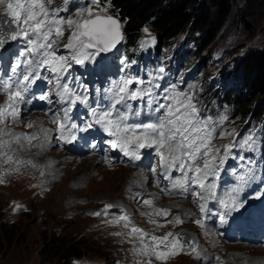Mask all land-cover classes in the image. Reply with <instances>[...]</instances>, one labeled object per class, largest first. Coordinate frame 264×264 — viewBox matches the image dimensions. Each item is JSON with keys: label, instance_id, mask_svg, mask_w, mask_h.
Listing matches in <instances>:
<instances>
[{"label": "rangeland", "instance_id": "rangeland-1", "mask_svg": "<svg viewBox=\"0 0 264 264\" xmlns=\"http://www.w3.org/2000/svg\"><path fill=\"white\" fill-rule=\"evenodd\" d=\"M35 1L39 12L31 9ZM211 2L196 0L192 10L193 14L198 8L209 11L203 25L207 32L216 26L219 16ZM26 3L29 5L24 6ZM7 7L18 22L11 52H0V264H255L251 259L264 256L261 246H224L218 241V230H212L213 223H201L205 213L213 212L212 206L221 208L217 192H227L225 212L229 217L234 215V206H230L234 198L235 210L241 207L238 202L252 208L257 196L264 204V141L260 140L264 115L256 121L251 111L241 113L247 103L257 111L264 98L260 94L247 98L240 93L239 106H234L227 95L221 105L213 96L216 88L221 95L228 91L232 69L239 61L252 49L264 48V0H235L209 41L206 38L198 51L190 43L191 54L183 56L171 75L163 70L170 59L164 47L157 54L160 63L144 74L131 71V62L122 55L125 46L106 56L86 47L93 43L81 33L88 19L97 14L116 17L99 0H0V12ZM190 28L184 31L190 32ZM184 31L173 40L175 43L183 40ZM193 32L198 40L199 32ZM134 48L154 53L155 32L143 26ZM62 88L67 104L59 111L54 100ZM190 88L200 97L207 94L201 99L204 105L210 104L199 105L198 95L194 114L190 105L178 122L172 123L170 118V123L163 121L169 117L171 105L185 107L186 101L180 98ZM24 94L36 102L47 97L50 104L34 108L33 103V110L22 112L18 105L25 103L18 98ZM70 107L81 117L87 112L92 121H98L95 111L101 114L104 122L97 128L108 138L104 154L88 153L91 156L84 159L75 155L68 163L62 161L65 152L54 147L61 131L57 137L52 125L58 123L60 128L65 121L70 122L72 129L67 136L91 129L88 126L80 131L81 123L69 120ZM153 111L152 118L159 116L158 121H163L157 134L152 132L157 131V122L140 117ZM129 121V125L146 121L153 129L140 126L132 138L125 130ZM49 132L52 144L46 139ZM172 132L188 138L199 156L211 147L214 172L226 171L223 177L213 179L216 174L211 176V164L205 160L211 151L204 155L199 170L196 161L187 164V178L191 172L198 181L207 180L198 183L201 187L215 189H205L196 204L177 192L169 194V190L160 189V179L155 178L161 164L158 155H147L152 156L149 159L142 154L147 146L140 138L146 137L153 146L161 135L168 142L178 138ZM39 137L41 143L44 138L48 141L47 150L39 141L31 144ZM248 140L250 152L246 153L244 143ZM119 142L128 144L124 150L136 153L129 155L121 149V157L116 159L111 149ZM19 154L30 158L22 159ZM106 154L120 162L103 158ZM178 154L184 167V153L180 149ZM129 158H133L132 168L124 161ZM238 184L247 188L241 191L245 195L240 201L233 197L234 185ZM172 194L177 195L164 196ZM197 209L203 213L198 214ZM182 232L192 233L181 236L187 243L192 242L193 235L198 239L194 254L176 241L175 235ZM67 245L73 246L64 251ZM59 249L79 256H58Z\"/></svg>", "mask_w": 264, "mask_h": 264}, {"label": "trees", "instance_id": "trees-1", "mask_svg": "<svg viewBox=\"0 0 264 264\" xmlns=\"http://www.w3.org/2000/svg\"><path fill=\"white\" fill-rule=\"evenodd\" d=\"M108 5V8L114 12L118 18L122 31L124 33L123 46H125L124 56L130 58L135 53V44L138 38V33L143 26H148L155 32L156 36V51L158 52L160 47L170 48L173 42V48L170 52V59L168 66H171V61L177 60L183 61L186 55L191 54L192 48L190 43H193L199 50L200 45L206 38L215 31L217 24L221 22V19H225L228 14L232 3L235 0H212L211 5L217 6L219 10V16L216 20V26L211 29V32L205 31L203 25L207 21V10L204 12L201 8L196 10L193 14L194 3L196 0H99ZM195 24V25H192ZM189 25V26H188ZM190 25L192 28H190ZM189 27L190 32L184 31ZM194 30L199 32L200 38L196 40ZM185 32L183 40L179 43H175L173 40L179 33ZM193 40H196L195 42ZM205 46V45H204ZM196 51V52H197ZM195 52V53H196ZM152 56L149 57L151 59ZM198 60L197 63H200ZM200 65V64H199ZM232 85L229 86L228 91L221 95L217 90H214L213 96H215L217 104L223 102L224 95L229 96L228 101L233 102L236 106L240 102V93L247 98L252 94H260L264 98V48L252 49L245 59L239 61L232 69L231 72ZM217 92V93H216ZM249 101V99H246ZM241 105V104H240ZM262 105V106H261ZM260 105V108L256 111L255 108L249 106V103L245 104L241 109V113L251 111L252 117L259 120L264 115V103ZM239 106V105H238ZM264 129V128H263ZM194 240V239H193ZM192 240V241H193ZM59 245H57L58 247ZM73 245H67L64 251ZM62 249L57 251L58 256L78 257L77 253L65 254Z\"/></svg>", "mask_w": 264, "mask_h": 264}, {"label": "bare ground", "instance_id": "bare-ground-1", "mask_svg": "<svg viewBox=\"0 0 264 264\" xmlns=\"http://www.w3.org/2000/svg\"><path fill=\"white\" fill-rule=\"evenodd\" d=\"M84 32H86L87 34L92 33L91 30H90V28L88 26L86 27V30ZM88 37L92 38V35H89ZM165 119L168 120L169 117L164 118L163 121ZM154 120L158 124V129H157L156 132H154V130L152 132L155 133V134H157L161 130V127H162L161 124H162L163 121H158L156 118H154ZM140 126H150L152 128V126L148 122H145V121L140 122L137 125H129L127 123L125 125V130L128 131L127 135L129 137H132L133 138L135 132H137L139 130V127ZM71 129H72V125L70 123H67V126H66L64 132H69ZM113 133H114V136H115V132H113ZM172 133L178 135V138L175 137L172 142H168V141L164 140L163 139V135H161V137L159 138L158 144L157 145L150 146L149 149H148V155H151L152 153H156L158 155V157H159V161L158 162L161 163L159 165V172L156 173V176H155V178H159L160 181L158 182L156 179L155 180L157 181L160 189H162L164 191L165 190L167 191L169 189V187H170L171 193L172 192L173 193L174 192H177V194L179 196L186 197V198H188V200L190 202H193V204H196L198 202L199 197L201 196L202 192L205 189H209L210 188L212 190H215V189L209 187V185H205V186L201 187L200 184L201 183L203 184V182H207V180L198 181L196 179V177L193 175V179H194L193 183H196V184H190L191 186L188 185L189 195H187L188 194L187 193V188L185 186V184L187 183V180H188L187 174L185 172V170L187 168V164L194 163L196 161L195 162V168L197 170H199L200 164L204 161V156L199 157L197 154H195L193 152L192 146L188 142V140L186 139L185 136H183V135H181L179 133H176V132H172ZM30 134H32V131H31ZM54 135H55V133H54ZM77 138H78L77 135H73V138L71 140L74 141ZM142 138H144L146 140V137H142ZM48 140H50V144H52V142H51L52 141V138H51L50 134L48 136ZM38 141H39V143H38ZM44 141H45V138H44V140H42V143H41L40 137L38 139H34L33 138V142H31V140H29V142H31V144H37V143L38 144H43L44 148L47 150L48 149L47 143L44 142ZM173 146L179 147V149H175V147H173ZM117 148L119 149V152L122 149L120 147V144H119V146H117ZM180 149L184 153V169H185L184 171L181 170L180 167H182V165L179 163V154H178V151ZM30 152L31 151H26L25 154L30 153ZM86 156H91V155H88L87 154ZM17 157H20L22 159H29L30 158V157H26L25 158L23 155H20V154L17 155ZM165 160H167V161L170 162L171 168H169L166 165ZM211 170H212V167H211ZM170 173L173 174L172 177L169 176ZM210 173H211V171H210ZM225 174H226V171H223L222 173L219 174L218 177H216L214 179H218L220 177H223ZM211 176H212V173H211ZM198 183H200V184H198ZM234 187H235V190H234V193H235V191L239 190V188L237 186H235V185H234ZM160 193L163 194V192H161V191H160ZM217 193L219 194L220 199H221V202H222L220 204L221 208L219 207V205L212 206L213 212L212 213H205L206 214L205 215V218H202V221H201L202 224L207 225L209 223H213L212 221L215 220L216 215L217 214H221L222 212H225L226 209L228 208V206H227V197H226V193L227 192L224 190L222 193H219V192H217ZM177 194L164 195V196L165 197H167V196H175ZM185 194L187 196H184ZM233 197H234V194H233ZM239 204H241L242 208H244L246 206L245 204H242V203H239ZM234 205H236L235 198L233 199V202L231 203L230 206L233 207ZM160 211L161 212H164L163 210H160ZM197 213L198 214H202L203 212L201 213V210L200 209H197ZM204 231H206V230H204ZM261 249H264V248H261ZM250 262L255 263V264L256 263L264 264V256H262V254H260V256H259V254H258L257 257L255 259H251ZM224 263H226L225 262V258H224Z\"/></svg>", "mask_w": 264, "mask_h": 264}, {"label": "water", "instance_id": "water-1", "mask_svg": "<svg viewBox=\"0 0 264 264\" xmlns=\"http://www.w3.org/2000/svg\"><path fill=\"white\" fill-rule=\"evenodd\" d=\"M16 23L17 20L12 17L9 8L0 12V52L12 45L16 36ZM87 26L92 33L87 34L83 31L82 34L86 37L92 35V39L95 42V44L92 45L93 48L107 54L118 44L121 37V30L119 29V23L116 18L112 16L95 15L86 22V27ZM188 234L192 235L191 232H182L178 235V239L184 242L181 236ZM193 239L191 243L184 244L190 248H195L197 240L194 235Z\"/></svg>", "mask_w": 264, "mask_h": 264}]
</instances>
